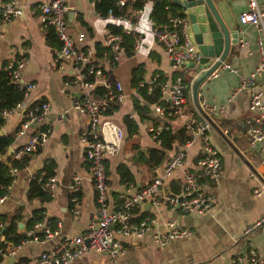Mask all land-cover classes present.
<instances>
[{
	"label": "crops",
	"instance_id": "0c3cea01",
	"mask_svg": "<svg viewBox=\"0 0 264 264\" xmlns=\"http://www.w3.org/2000/svg\"><path fill=\"white\" fill-rule=\"evenodd\" d=\"M6 0H0L3 2ZM20 9V15L6 23L0 21V68L11 58L24 61L20 72L22 82L35 86L22 101L23 107L31 106L37 101L48 105L46 114L50 124V133L45 144L28 159L27 166L15 173L13 182L6 196L0 203V217L9 219L16 210H21L17 232L29 235L25 223L32 212L42 209L44 219L54 220L56 235L43 244H25L14 257V264H31L38 256L52 249L65 239L81 236L90 224L98 219V206L91 181L87 177V166L83 159L80 134L86 130V122L72 109V102L80 100L75 94L79 93L75 87L67 85L69 72L67 63H60L64 73H60L54 63L58 50L46 40L49 28L41 27L37 5L44 0H13ZM142 1V0H141ZM264 6V0H256ZM225 28L232 32L236 30L238 43L233 54H228L223 65L229 66L234 72L218 69L214 77H209L199 87L198 102L202 111L217 126L226 137L230 146L210 127L208 143L218 153L221 162L222 175L217 187L212 191V205L204 215L181 216L169 212L165 208H148L136 210L135 218L140 213L154 221L152 230L162 232L166 222L173 221L177 228L189 231V236L172 241L163 247L154 245L151 233L141 238L117 237L126 252L115 261L106 256L89 251L78 259L66 264H231L234 257L243 255L248 249H254L264 256V230H254L244 235V229L258 220L264 209V192L255 197L252 191L263 188L264 191V143L258 151H250L244 134L246 121L250 113L247 111L248 90L236 91L242 80H245L264 58V20L261 29L251 26H240L238 15L246 9L245 0H211ZM72 19L65 21L67 34L75 37L84 34L79 49L90 48L93 51L106 33L107 25L123 27L121 23L107 21L94 13L88 0H67ZM152 1L143 0L140 12L134 20L133 31L140 37V41L130 56L120 53L119 63L106 68L100 88H112L115 83L121 87L123 99L117 104L118 109L112 115H103L120 127L123 133L122 142L113 156L104 161V172L107 179V204L110 211L120 207L123 196L137 191L152 177L161 176L163 165L171 154L180 150L183 143L175 144L172 152L168 153L157 167L149 169L145 164H138L141 160L137 152L145 155L149 149H156L158 145L150 137L148 129L152 126L149 120L141 123L132 109V99L137 98L136 92L130 87V80L134 72H139L140 84L152 86L156 75L171 81L174 73L164 50L151 37L153 27L149 17ZM183 13V12H182ZM79 18L90 28L91 33L80 26ZM258 41L260 46H258ZM241 44V46H240ZM94 57V56H93ZM196 73V72H195ZM196 74L192 75V78ZM99 87V86H98ZM254 88L261 94L264 104V70L254 79ZM236 91V92H235ZM235 92L232 96L231 93ZM232 96V97H231ZM94 98H98L93 96ZM140 100V99H139ZM145 105L150 119L162 120L153 112L151 105ZM187 114L185 120L175 117H165L162 126L175 132L184 129L188 122H201L191 104L190 94L185 100ZM213 107L215 114L205 109ZM23 109L10 114L2 127L3 136H10L13 144L10 149L16 150L24 138H15V128L19 122V114ZM128 116L137 123V130L126 138L122 119ZM185 130V129H184ZM188 138V135L186 133ZM187 140V139H186ZM196 146L187 152L189 160L196 157ZM134 155V156H133ZM51 161L54 165V190L49 193V200H26V193L30 180L42 171L44 164ZM248 165L253 169L252 173ZM125 166L131 178V183L122 185L118 175V168ZM73 177L80 179L77 198L79 201L78 214L72 213L69 203L68 187ZM170 182L179 190V175L177 172L173 180H167L168 193ZM4 261V259H3ZM4 264V263H3Z\"/></svg>",
	"mask_w": 264,
	"mask_h": 264
},
{
	"label": "built area",
	"instance_id": "2783aa9c",
	"mask_svg": "<svg viewBox=\"0 0 264 264\" xmlns=\"http://www.w3.org/2000/svg\"><path fill=\"white\" fill-rule=\"evenodd\" d=\"M136 1L116 0L114 6L118 13L117 16H114L111 9L106 11L104 18L107 21L121 23L123 27H121V33L117 34H112L106 30L102 40L97 44V49L101 51L99 60L93 57L94 51L92 49L79 50L78 45L84 39L83 33H79L75 37H70L67 34L65 24L66 16L69 13L67 0H44L37 5L42 29L45 27L52 30L59 42L54 63L62 74L64 71L60 63L69 65V72L65 74L68 82L64 85L75 87L79 93L84 94L80 100L73 101L71 107L86 122V130L80 134V141L83 159L87 166V177L93 185L95 202L98 206V219L89 225L84 234L63 240L49 251L41 253L31 264H66L89 251L102 254L113 262L126 252L117 237L141 238L145 234L151 233L154 245L163 247L169 242L189 236V231L177 228L171 220L166 222L162 232L152 230L154 221L149 217L135 221L132 212L138 210L143 203H148L152 209L163 207L167 211L175 212L181 216L204 215L211 208V194L220 181L222 169L218 153L208 143L210 127L201 120V122L184 124L183 128L188 138L184 141L182 148L171 154L165 161L161 176L152 177L137 191L128 196H123L121 205L117 209L112 211L108 209V187L104 161L117 151L122 142L123 133L118 125L102 116V109L106 103H121L123 95L118 83H115L112 88H107L106 92L98 98H94L91 92L95 85L101 82L99 80L103 77L104 70L119 63L123 37L132 42L133 49L137 47L140 41L139 35L133 31L135 17L140 12L139 9L132 8ZM245 1L246 9L238 15L239 25L261 29L264 20V6H260L256 0ZM19 15L20 9L13 0L0 2V21L2 23H6ZM187 27L188 23L184 15L183 17L169 18L165 24L153 26L150 31L151 37L166 53L170 68L173 71H181V75L174 81L166 80L159 87L162 100L167 107L164 110L154 105L152 109L160 118L186 119L187 108L182 96L183 84L190 85L191 80L195 78H192V75L196 74L194 66L200 60V56L195 53L194 47L188 40ZM260 45L258 41V46ZM23 63L22 59L11 58L6 61L3 69L8 71L10 83L21 91L25 98L35 89V86L22 82L20 79ZM188 63H191L193 68H187L186 64ZM220 69L230 73L234 72L225 65L220 66ZM263 70L264 58L261 59L253 72L241 81L236 90H248L249 93L247 111L250 116L246 121L244 134L250 151H258L264 143V104L261 102V94L254 88V79ZM217 71L218 69L210 77H214ZM156 77L153 78L152 82ZM88 78L89 81H86ZM235 92H232L231 95L234 96ZM22 109L23 112L19 114V122L14 136L15 138H24V140L15 151H12L9 156L11 161H18L22 157L30 158V156L35 155L45 144L50 133V124L46 119L48 111L46 103L31 109L29 106L23 107L21 102L14 109L2 112L1 117L5 120L10 114ZM205 110L210 114L216 113L213 107ZM160 131L161 126L148 129L150 137L157 145L159 144L157 137ZM195 146L197 147L196 157L189 160L187 152ZM16 172L15 168L9 169L11 176H14ZM176 172L179 175L180 185L178 193L173 195L168 193L166 183L167 180H173ZM79 183L80 179L73 177L68 187L69 203L74 215H77L79 210L77 198ZM42 187L48 193L53 191L54 178L46 179ZM165 188L167 189L166 192H164ZM8 189H6V193ZM263 192L261 187L252 191V194L259 197ZM5 196L0 198V203ZM257 229L264 230V209L258 220L248 225L243 234L248 235ZM55 235L56 231H51L45 222L38 223L26 240L21 241L16 246L0 248V258L2 260L8 257L14 258L23 245L31 243L41 245ZM19 264L26 263L20 262ZM231 264H264V256L250 248L245 254L234 257Z\"/></svg>",
	"mask_w": 264,
	"mask_h": 264
},
{
	"label": "trees",
	"instance_id": "16d2710c",
	"mask_svg": "<svg viewBox=\"0 0 264 264\" xmlns=\"http://www.w3.org/2000/svg\"><path fill=\"white\" fill-rule=\"evenodd\" d=\"M91 5L92 9L95 14L99 17H104L106 11L111 9L114 13V16H117L118 13L115 10V1L116 0H88ZM152 6L149 17L153 26H161L165 24L169 18L172 17H183L184 14L182 11L177 8V6L170 4L167 0H151ZM143 0H137L133 5V9H141V5ZM79 24L83 27L88 34L91 33L89 27H87L81 18L78 19ZM107 29L112 34L121 33V27L115 26L112 24L107 25ZM47 42L53 46L54 48L59 49V42L55 38L53 31L48 30L46 34ZM94 50V58L97 60L101 57V51L97 49V45H95ZM122 52L125 56H130L133 53V44L130 40L123 37V43L121 45ZM80 51H84L85 48L79 49ZM6 63H4L0 68V129H2L5 120L1 117L2 112H8L14 109L18 104H20L24 100L23 93L15 88L9 81V73L7 70H4L3 67ZM181 73H174L172 77V81H174L177 77H179ZM156 79L152 82V86L148 87L147 85L140 84V76L139 72L135 71L134 75L130 80V87L135 90L137 98L132 99V109L135 112L138 121L141 123L143 120H149L152 122L153 128L157 126H161V131L158 134V148L156 149H149L145 155L137 152V156L139 159L138 164H145L149 169L157 167L163 160H165L168 153L172 152L175 144H180L187 139L186 131L184 129H179L175 132L170 131L168 128L162 126V120L165 119L161 118L162 120H154L148 117L149 111L145 105L140 103L142 100L146 105H157L162 109H166L167 105L162 100V96L160 94V86L166 81L161 75H156ZM89 81V78L88 80ZM106 92V89H102L100 87H95L92 90V95L95 97L101 96L103 93ZM182 96L183 98L188 101L189 99V85L183 84L182 89ZM140 99V100H139ZM44 103L43 101H37L29 108H33L39 106L40 104ZM118 109V105L115 103H106L102 109L103 115H112ZM122 125L125 129L126 138H129L132 134H134L137 130V123L129 118L128 116L122 119ZM16 129V128H15ZM13 144V139L10 136H2L0 137V198L6 195V189L11 186L12 180L14 176H11L9 173L10 168H15L16 171L23 170L28 163V159L22 157L18 161H11L9 157L6 161H1V157L6 153V150L10 148ZM15 151V150H13ZM134 156V155H133ZM53 168L54 165L51 161H47L42 171L39 174H36L29 182V186L26 193V200H39L40 202H46L49 200V193L45 191L42 187L43 182L53 177ZM118 175L120 176V184L125 185L131 183V178L128 170L125 166H120L118 168ZM178 188L174 183L170 182V194H177ZM21 210H16L14 214L9 218L6 219L4 216L0 217V248L12 247L18 245L21 241L26 240L29 235L25 233H18L17 232V223L20 221ZM133 214H136L137 211H133ZM146 215L140 213L138 217L135 218V221H139L145 218ZM45 222L51 231H56V223L54 220L51 219H44L43 210H37L31 213L29 219L25 223V229L31 232L34 229V226L38 223ZM24 262V261H20ZM19 262V263H20ZM17 263V264H19ZM0 264H3V260L0 258Z\"/></svg>",
	"mask_w": 264,
	"mask_h": 264
},
{
	"label": "water",
	"instance_id": "95a60500",
	"mask_svg": "<svg viewBox=\"0 0 264 264\" xmlns=\"http://www.w3.org/2000/svg\"><path fill=\"white\" fill-rule=\"evenodd\" d=\"M170 4L177 6L185 15L188 23L187 35L188 40L194 47V51L200 56L197 65L194 66L196 76L191 80L189 85V94L191 104L194 111L198 115V120L205 121L229 146L226 137L221 133L217 126L202 111L198 102V90L200 85L207 80L211 74L223 65L228 54H233L237 47L238 38L236 30L228 31L222 20L220 19L211 0H167ZM72 10H69L66 21L72 19ZM187 68H193L191 63L186 64ZM101 87L96 84L95 87ZM80 97V93L75 94ZM3 132L0 129V137ZM176 152V149L175 151ZM12 150L8 148L6 153L1 157V161L11 155ZM249 170L254 173L253 169L248 165ZM256 176V173H254ZM167 189H164L166 192ZM148 203L141 205V210H147ZM14 258L8 257L4 259V264H14Z\"/></svg>",
	"mask_w": 264,
	"mask_h": 264
}]
</instances>
